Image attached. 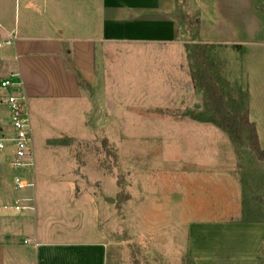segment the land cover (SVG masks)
<instances>
[{
  "label": "rangeland",
  "instance_id": "374dc122",
  "mask_svg": "<svg viewBox=\"0 0 264 264\" xmlns=\"http://www.w3.org/2000/svg\"><path fill=\"white\" fill-rule=\"evenodd\" d=\"M187 1L176 5L180 44H100L97 81L85 87L84 98L36 103L29 112L34 167L25 173L50 184L63 207L69 201L70 213L81 211L65 217L66 227L96 225L110 250L109 264H195L187 251L192 226L264 221V162L216 125L192 76L195 49L210 66L197 43L198 16ZM45 2L0 0V24L37 35L30 27L46 21L28 5L42 12ZM65 6L59 23L75 28L82 11L76 0ZM5 40L0 29V42ZM7 50L1 43L0 52ZM217 51L226 68L218 71L221 78L210 74L229 109L239 112L246 100L237 63H228L229 50ZM255 99L264 137L263 79H256ZM11 159L12 151L0 154L10 189L18 174L8 166ZM94 208L100 217L89 216ZM258 264H264V250Z\"/></svg>",
  "mask_w": 264,
  "mask_h": 264
},
{
  "label": "crops",
  "instance_id": "0c3cea01",
  "mask_svg": "<svg viewBox=\"0 0 264 264\" xmlns=\"http://www.w3.org/2000/svg\"><path fill=\"white\" fill-rule=\"evenodd\" d=\"M76 1L82 17L73 20L75 28L59 23L68 13L66 0H46L48 6L42 12L28 5L34 15L44 16L46 21V25L30 27L39 30L37 35L22 33L17 25L5 21L0 24L6 35L4 43L10 35L14 38L8 50L0 52V83L17 75L16 87L4 90L0 86V135L12 133L6 102L11 94L24 97L29 112L36 103L84 98L85 87L78 74L87 85L96 84L98 45L172 46L182 42L177 0ZM187 4L189 12L198 16L197 43L205 50L212 76L226 68L218 49L229 50L228 63H237L242 91L249 96L250 121L257 126L264 150L261 123L254 116L256 79L264 81V0H188ZM233 67L231 64L230 72ZM216 76L221 78L219 72ZM4 167L0 162V264H109L110 250L95 222L91 227H66L65 217L82 216L78 208L70 213L69 201L63 207L58 197L49 193L51 185H40L33 172L23 174L36 180L35 187L15 192V185L10 189L6 184L9 174ZM18 206L27 209L18 212ZM100 210L94 208L89 216L100 217ZM226 223L222 227L192 226L188 256L195 264H258L264 250V221Z\"/></svg>",
  "mask_w": 264,
  "mask_h": 264
},
{
  "label": "trees",
  "instance_id": "16d2710c",
  "mask_svg": "<svg viewBox=\"0 0 264 264\" xmlns=\"http://www.w3.org/2000/svg\"><path fill=\"white\" fill-rule=\"evenodd\" d=\"M196 27L199 29V22L196 23ZM192 57L194 58L192 76L196 84L204 91L206 109L213 115L216 125L228 135L237 140H243L256 159L264 162V150L260 146L257 126L250 121L249 117L250 104L248 94L245 93L246 104L243 110L232 112L227 105L222 90L212 79L210 71L206 67L203 54L195 49ZM78 81L81 86H88L79 74ZM56 144L59 145L60 143L56 141ZM256 201L262 203L263 200L258 198Z\"/></svg>",
  "mask_w": 264,
  "mask_h": 264
},
{
  "label": "built area",
  "instance_id": "2783aa9c",
  "mask_svg": "<svg viewBox=\"0 0 264 264\" xmlns=\"http://www.w3.org/2000/svg\"><path fill=\"white\" fill-rule=\"evenodd\" d=\"M14 38L9 36V40L3 45L10 46ZM1 46V44H0ZM17 75L12 74L8 79L3 80L0 86L4 90H9L17 86L14 79ZM7 105L11 115L10 135H0V153L7 152L12 147V159L10 167L18 174L14 177L15 190L21 192L27 188H34L35 184L28 182L25 171L34 167L32 158L33 137L31 132V118L28 111L25 98L16 94H11L6 98ZM26 207H16L18 212L26 210ZM30 241H25L28 244Z\"/></svg>",
  "mask_w": 264,
  "mask_h": 264
},
{
  "label": "water",
  "instance_id": "95a60500",
  "mask_svg": "<svg viewBox=\"0 0 264 264\" xmlns=\"http://www.w3.org/2000/svg\"><path fill=\"white\" fill-rule=\"evenodd\" d=\"M107 202L113 204L115 201L113 199H108Z\"/></svg>",
  "mask_w": 264,
  "mask_h": 264
}]
</instances>
